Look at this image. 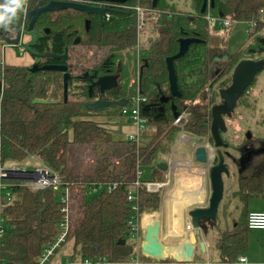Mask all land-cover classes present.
I'll list each match as a JSON object with an SVG mask.
<instances>
[{
	"label": "trees",
	"instance_id": "1",
	"mask_svg": "<svg viewBox=\"0 0 264 264\" xmlns=\"http://www.w3.org/2000/svg\"><path fill=\"white\" fill-rule=\"evenodd\" d=\"M178 1L180 0H157L154 9L160 12L158 35L145 52L138 86L141 94L147 99L146 104L158 102L161 94L168 96L165 59L178 51L180 38L200 39L202 42L190 44L187 52L172 62L181 98L170 100L176 111L188 114L185 126L188 132L195 138L208 136L211 140L210 109L212 104H219L220 99L215 104L214 100L218 96L214 94L208 98V92L214 84V79L225 77L226 81H221L220 87L226 88L230 84L233 68L247 56H244V50H238L222 60V50L207 43V22L204 16L208 8L200 14L202 0H190L191 12L182 11L175 8ZM37 2L38 0H29L27 11ZM126 3L152 8L151 0H127ZM11 6L9 0H0V14L5 15L7 21L0 24V47L4 44L2 37L9 35V30L19 17H22L25 25L29 22L23 15V3L14 15L7 12V8ZM212 10L216 14L221 12L222 18L232 21L254 20L256 24L248 34L256 47L260 46L255 39L264 37L260 33L264 27V0H213ZM112 16L113 20L107 29L115 34L112 45L119 49L131 46L135 41L134 11L113 13ZM81 17L77 11L67 10L58 12L54 21L47 20V17L37 19L35 29L46 27L50 30L48 36L40 38L38 49L54 54L62 53L70 41L68 34L79 26ZM262 57L263 55L255 60ZM216 59L221 62L220 70L218 76H212L209 74V66ZM0 81V164L8 161L19 162L28 155H34L42 164L58 173L63 181L80 186L84 191L81 199V218L68 238L72 241L74 254L77 251L82 257L91 260L92 264L130 263L134 254L132 250L129 253L125 246L132 213L126 201V193L134 179L137 164L143 166L146 179L162 180L163 171L153 168L156 165L155 155L160 147V138L176 129L172 126L174 117L169 104L163 105L164 111L160 115L151 108L141 112L147 124L154 128L156 140L146 146L137 147L133 143L129 145L130 151L124 161V170L104 167L80 177L69 171L70 147L96 149L114 144L111 135L103 126L86 119L89 111L85 109L86 91L82 83L75 76L72 77L68 84V97L64 101L61 72L31 73L26 67L1 62ZM116 93L121 98L128 94L121 85ZM244 98L245 92L237 102L246 105ZM34 99L52 100L56 103L33 104ZM223 134L220 133L221 137ZM258 141H264V136L253 141L256 148L259 147ZM152 169L153 172L150 173ZM113 182H117V186L109 192L101 190L96 194L86 195L91 183ZM12 194L19 200L16 202L14 199L13 203L3 210L6 232L1 239L0 261L2 264H34L36 256L53 242L57 234V225L63 215L62 204L58 193L51 188L32 192L23 187H15ZM229 198L237 200L239 204L234 208L237 210V217L232 220L230 229L226 228L217 234L214 247L218 252V261L209 264H234L237 257L246 253L247 235L250 230L247 227L248 201L255 198L264 199V151L254 155L247 167L237 175L235 189ZM137 203L140 215L150 216L152 212L160 209L161 192L148 193L144 188H140ZM226 208L225 206L222 209L225 213ZM120 240H125V244L119 245ZM74 254L72 258L75 257ZM153 262L208 264L198 259L191 262H176L170 259Z\"/></svg>",
	"mask_w": 264,
	"mask_h": 264
},
{
	"label": "rangeland",
	"instance_id": "2",
	"mask_svg": "<svg viewBox=\"0 0 264 264\" xmlns=\"http://www.w3.org/2000/svg\"><path fill=\"white\" fill-rule=\"evenodd\" d=\"M187 3V0H184ZM178 5V2H177ZM176 5V9L178 6ZM208 14L212 16V19L207 22V43L211 47H218L222 50V60L226 57L232 55L234 52L240 50L243 51L244 56H247L248 59H257L263 53L251 52L250 50L256 49L255 42L250 38L251 35L247 34L248 23L245 21H233L232 25L227 28H224L219 21V17L212 9L207 10ZM206 14V13H205ZM153 25V24H152ZM159 26L158 23L155 26H150L142 32L141 42L143 44L147 43L146 47L157 37ZM24 29L22 28V33ZM135 33H136V24H135ZM261 33V31H260ZM264 35V32L261 33ZM29 36L25 33L22 34L21 41L18 43L22 48L24 45L28 43ZM136 44V38L134 43L131 46L125 47V49H133ZM3 45V44H2ZM247 46L249 48L247 49ZM148 50V49H147ZM123 51V50H119ZM136 51L124 52L122 53L123 61L121 63V76L119 77V84L125 92L132 93L135 90L136 85L131 83V80L135 79L134 73L137 65V57ZM143 52V57L145 56V49H139L138 53ZM140 57V54H139ZM31 58L30 54L24 50L22 54H19L17 50V46H7L6 48L0 47V62L7 65H17L21 67H27V60ZM93 62H85L86 66L91 65ZM118 63V62H117ZM143 62H141L142 65ZM220 60H213L209 66V74L212 76H218L220 70ZM217 78V77H214ZM221 81H226V78L214 79V84L211 86V90L208 92V98L216 94L218 96V90L224 87H220ZM245 92V101L246 105L241 103H236V107L234 108L231 118L225 120L226 131L223 134L224 142L228 143L233 151V154H237V150L234 147L240 145L243 141V134L246 130H248L255 138H261L264 136V68L255 76V80L249 88H246ZM219 101V97L214 100L216 104ZM214 105V104H212ZM211 105V106H212ZM88 117L91 121H94L111 135L114 144L109 146H101L96 149L92 147H70L69 149V171L74 175H79L80 177H84L85 175L92 174L96 169H104L106 168H114L115 170H124L125 160L129 156V149L133 143L137 147L146 146L150 144L152 141H155L154 138V128L149 126L148 130L145 129L140 132L138 139L129 140V135L132 134L133 129L129 122V115L120 116L119 110L110 106L103 110L88 112ZM172 126L173 123H172ZM175 127V126H174ZM179 138V130L175 129L171 131L167 136L161 137L160 147L157 149L155 160L156 162L166 161L171 154L185 156L188 147L184 146V143H179L177 145ZM16 164L19 166H25L28 169L34 168L36 166L41 165L42 163L39 161L37 157L34 160L30 159V155L26 156L23 160L19 162H4L2 164L3 167H7L8 165ZM108 164V165H106ZM118 164V165H117ZM197 165V161L194 162ZM44 165V164H43ZM106 165V166H105ZM117 165V166H116ZM138 165V164H137ZM46 166V165H45ZM140 170H143V166L138 165ZM239 173L234 170H230V174L228 177L223 176L224 189H226L227 184L230 186L236 183L237 175ZM162 180H166V174L162 173ZM146 176V175H143ZM207 179H209L207 177ZM81 181V180H79ZM69 199L77 200V204L74 206L75 217L77 218V222L81 218V201L80 196H82L81 188H76L72 193H69ZM79 197V199H78ZM15 201L17 202L19 199L15 196ZM224 200V198H223ZM223 200L220 203V207L223 203ZM232 201V199H231ZM207 205V202L204 206ZM219 210V212H218ZM217 214L218 217L215 219L216 223L220 218H227L229 210L230 214L233 215L237 210L227 209L228 211H222V208L218 207ZM145 218V215H141V221ZM214 221V222H215ZM212 222V221H210ZM194 231V230H193ZM192 233V232H191ZM134 242L137 244L139 242V236H128L126 239V249L133 252L134 256L129 261L132 262L134 260L139 261L144 264H151L150 261L146 260L145 257L139 253V251L135 250ZM134 245V246H133ZM72 254H74L72 249V241L68 240L64 247L60 250V252L56 255V260L61 261H69L72 260ZM75 257L78 255L77 251L74 254ZM173 260L172 258H168Z\"/></svg>",
	"mask_w": 264,
	"mask_h": 264
},
{
	"label": "water",
	"instance_id": "3",
	"mask_svg": "<svg viewBox=\"0 0 264 264\" xmlns=\"http://www.w3.org/2000/svg\"><path fill=\"white\" fill-rule=\"evenodd\" d=\"M107 1H114L119 3H124L127 0H107ZM157 4V0H151V7L155 8ZM213 8V0H202L201 8L199 10L200 14H203L206 9ZM67 10H76L79 12H86V13H103L107 12V9H96L84 4H80L77 2L72 1H59V0H50L46 5L43 6L41 0L37 2V4L29 11L26 12L25 18L29 20L24 33L28 36H31L30 42L35 41V34H31V29L33 28V24L37 17L41 13H57V12H64ZM113 13H127L124 11H115L110 10ZM219 17H222V13L219 12L217 14ZM15 37H2V41L7 44V46H17L22 34V17H19L13 26ZM255 41L260 45L257 49L250 50L251 52H258L264 54V37H257ZM24 45V49L29 54H36L35 51L31 50L29 47V43ZM202 42L200 39L197 38H180L178 40V51L165 59V69L167 73L168 79V91L169 96L160 95L159 101L160 102H167L170 98H181V95L177 89L176 78L173 68V60L183 56L190 44L192 43H199ZM47 57H51L54 59H64L66 57V53L63 55H56V54H45ZM264 68V57L258 60L253 59H241L233 68L230 74V84L226 88H222L218 90V97L220 99V103L213 105L210 109V117L211 122L209 126V133L212 140V145L216 149H224L228 145L223 142L220 133H224L226 131V124L224 120V116L229 117L233 112L234 108L236 107V103L240 96L244 93L245 89L253 82L255 76ZM32 72L41 71V72H61L62 73V85H63V100H67V92H68V84L71 80L70 73L67 71L68 67L66 65H57V64H50V65H43L41 67H37V65H33ZM82 78L88 81L90 84L87 86V94L90 97L92 94V88L95 87L98 89L100 93L104 91L114 90L118 88V75H103V76H96L94 73L92 76H88V73L85 72L82 75ZM92 79H95L92 82ZM2 90V84L0 81V93ZM33 104H52L56 103L52 100H41V99H34L32 101ZM126 100L123 99L119 102H112L106 101L101 99H96L91 102L86 103L85 109L90 112L103 110L107 107L117 105L118 107L124 106ZM152 107H157L156 104H146L143 106L142 111H146ZM158 115L161 114L162 107H158ZM170 109L172 111V115L176 118L179 114L176 111L174 104L171 102ZM250 132L246 131L247 139L250 138ZM202 142V139L196 140V143ZM243 148V151H242ZM242 148H239L241 153L239 159L237 160V164L239 166L238 173H241L247 166L254 155L259 154L260 152L264 151V147H260L252 151V154L247 153L244 155V151L246 152L249 148L245 145ZM195 160L199 163H205L207 161L206 151L202 147H198L194 153ZM230 159L232 162L235 161L234 157L228 153L224 152L222 154H215L211 158V167L208 173V183H209V196L207 199V205L205 207H197L188 211V217L190 219L192 228L194 230L193 239L180 242L177 245L178 247V256L171 257L175 261H182V262H191L194 250V243L196 237L203 234L206 225L210 221L211 224H214L216 219L217 210L220 202L222 201L223 192H224V182L223 176L228 177L230 174L229 167L227 166L226 160ZM160 171H166L167 165L164 162H159L155 165V168ZM153 172V169L150 170V173ZM205 222V224H203ZM141 233V245H140V253L143 256L152 258L154 260H164L167 256L164 255L165 245H163L159 240L160 235V224L159 221L153 219V222L146 225L145 227L140 228ZM119 245L125 244V240L118 241ZM201 250L204 249V242L198 243ZM173 245L167 247L171 248L174 247Z\"/></svg>",
	"mask_w": 264,
	"mask_h": 264
},
{
	"label": "built area",
	"instance_id": "4",
	"mask_svg": "<svg viewBox=\"0 0 264 264\" xmlns=\"http://www.w3.org/2000/svg\"><path fill=\"white\" fill-rule=\"evenodd\" d=\"M60 1H68V0H60ZM29 0H23L24 9L23 15H26L27 12V4ZM120 9H129L134 11L135 19H136V44L131 47V51H136L137 57V65L135 68V79L131 80L132 84H135V90L132 93L127 94L124 98L126 103L124 106L120 107L119 113L120 116L129 115V122L135 128V131L129 135V140H137L141 131L149 128L147 124V120L142 116V108L146 105L147 99L144 97L138 86V79L141 70V58L143 56L142 53H138L139 49H145L147 43L143 44L141 42L142 32L147 29V27L155 26L158 23V18L160 12L155 10L154 8H144L138 5L135 6H127L122 5ZM110 16L109 12H106L104 17L108 19ZM219 17V16H217ZM206 21H210L212 16L206 12L204 16ZM219 21L224 28L232 25V20L227 18L219 17ZM248 23V30H251L256 22L254 20L245 21ZM264 22V20H262ZM153 24V25H152ZM264 32V27L261 30V33ZM17 50L19 54L24 52V48L20 45H17ZM129 50V49H128ZM140 54V57H139ZM3 64V63H2ZM1 94V93H0ZM188 121V114L184 111L180 112L176 118L173 120V125L179 130V138L177 145L179 143H184V146H188L190 152L187 156L184 157V162L182 163L180 160H176L174 153L169 156V158L164 162L167 165V170L163 171L166 174V180H155V179H146L144 175V171L140 170L138 165L135 168V176L133 181L130 184L129 189L126 193V201L130 205L131 209V220L128 222L130 226V230L128 234L130 236L138 235L141 228V216L138 209V192L140 188H144L148 193H156L161 192V197L163 198L165 192L168 188H171L174 182L173 180L177 179L178 172L184 171L186 174H190L191 176H198L199 180L203 182L209 173V169L211 167V158L215 155L216 148L212 145V140L209 139L208 136L201 137L202 142L196 143V140L200 138H195L190 132H188L185 128L186 123ZM133 143H136L132 141ZM198 147H202L206 151L207 161L205 163L197 162V165L194 164L195 157L194 153ZM182 157V156H180ZM30 159L34 160L35 156L30 155ZM155 168V166H154ZM153 168V169H154ZM117 186V182H113L111 184H97L91 183L88 186L87 194H96L101 190H105L107 192L111 191ZM15 187H23L28 189L29 191L36 192L40 190H44L47 188H51L53 191H56L59 195V201L62 204L61 211L63 212L61 221L57 225V234L51 244L45 246L41 253L36 256L34 264H92L91 260L86 257H77L72 258L69 261H61L56 260V255L60 252V250L67 243L69 236L74 231V228L77 224V218L75 217L74 206L77 204V200L73 204L74 199H69V193L73 192L76 188H81L80 186H73L72 183L67 181H63L61 176L51 170L48 166L43 164L36 166L34 168L28 169L25 166H19L16 164L8 165L7 167H3L0 164V246L1 239L5 235L6 232V222L5 216L3 214L4 208L8 205L12 204L14 201V196L12 194V189ZM82 190V188H81ZM84 195V191L82 190V196H80V201ZM79 199V197H78ZM155 215V214H152ZM189 218V217H188ZM247 227L250 230H261L264 233V211H254L249 212L247 215ZM184 230L186 233H190L193 231L190 220L185 223ZM158 261V260H157ZM182 262V261H176ZM238 262L245 263L246 259L243 257L238 258ZM0 264L1 261H0ZM128 264H144L140 263L137 260H134ZM154 264V263H153Z\"/></svg>",
	"mask_w": 264,
	"mask_h": 264
},
{
	"label": "flooded vegetation",
	"instance_id": "5",
	"mask_svg": "<svg viewBox=\"0 0 264 264\" xmlns=\"http://www.w3.org/2000/svg\"><path fill=\"white\" fill-rule=\"evenodd\" d=\"M39 1V0H38ZM43 3V6L46 5L50 0H41ZM60 1V0H59ZM72 2H77L80 4H84L96 9H107V12L110 13V16L108 19L104 17L106 12L103 13H97V12H92V13H86V12H79L81 14V23L79 26L75 29H73L69 34H68V42L67 47L63 49V52L60 54L56 55H63L66 53V57L64 59H54L51 57L45 56V54H54L51 52L47 51H42L41 49H38V44L40 38L44 36H48L50 34V30L46 27H43L39 30L35 29V23L37 22V19L40 18H45L47 17V20L49 21H54L56 19V14L58 13H41L37 19L35 20L33 24V28L31 29V34H35V41L30 42L31 36H29L28 42H30L28 45L31 48V50L35 51L36 54H30V62L27 64V69L31 73L32 72L30 69H32L33 65H37V67H41L43 65H50V64H57V65H66L68 67V72L70 73L71 79L72 77H76L83 85L85 91H86V97L84 98L85 103L91 102L96 99H101V100H106V101H112V102H119L124 99V97H119L116 93L118 88L120 87V84L118 82V88L114 90H109V91H104L103 93H100L97 88L93 87L92 88V94L89 97L87 94V86L90 84L88 81L82 78V75L87 72L88 76H92L94 73H96V76H103V75H118L119 77L121 76V63L123 61L122 53L124 52H131V50L128 49H119V48H114L112 45V41L115 39V34L111 33V31H107L109 24L113 20V12L110 10H115V11H124V12H129V9H120L122 5H127L129 6L128 3H119V2H114V1H107V0H68ZM37 4V3H36ZM76 11V10H75ZM47 14V15H46ZM25 18V15H24ZM25 20H28L25 18ZM46 21V20H45ZM28 23L25 25L22 22V28L25 30L27 27ZM24 33V31H23ZM22 33V34H23ZM21 34V37H22ZM28 36V35H27ZM3 37H9V38H14L15 33L14 29L9 30V35L3 36ZM21 37L19 42L21 41ZM2 41V39H1ZM3 42V41H2ZM4 43V42H3ZM5 44V43H4ZM257 49V48H256ZM25 50V49H24ZM123 50V51H119ZM122 54V55H121ZM264 57V54H263ZM262 57V58H263ZM247 59V58H246ZM261 59V58H259ZM50 62V63H49ZM85 62H93L91 65L86 66L84 63ZM118 62V63H117ZM141 62H145L144 57L142 56ZM95 79H92V82ZM119 80V78H118ZM250 86V85H249ZM248 86V87H249ZM247 87V88H248ZM246 90V89H245ZM165 96V95H164ZM169 96V95H168ZM160 98V97H159ZM171 99V98H170ZM168 100L167 102H154L152 104H156L157 107H152L151 109L158 111V107H162L161 114L164 111V104H171V100ZM220 103V102H219ZM117 109L119 108L117 105H114ZM232 114L227 117L224 116V120L231 118ZM226 123V122H225ZM248 131V130H246ZM246 131L244 132L243 136V141L240 145L237 147H234L235 150H237V154H233L231 146L226 143L228 146L224 149H216L215 154L219 153L222 154L224 152L230 153L235 161H231L230 159L225 158L227 166L229 167V170H234L238 172L239 166L237 164V160L239 159L241 153L239 151V148H242L243 146H247L249 149L244 153H250L252 154V151L255 149H258L260 147H264V141H258L257 143L259 144V147H254L253 141L257 138H255L251 133L250 138L247 139L246 137ZM243 151V148H242ZM249 163H247L248 165ZM247 167V166H246ZM191 223V222H190ZM139 239L141 238V233L139 231ZM141 254V253H140ZM168 259V258H166Z\"/></svg>",
	"mask_w": 264,
	"mask_h": 264
},
{
	"label": "crops",
	"instance_id": "6",
	"mask_svg": "<svg viewBox=\"0 0 264 264\" xmlns=\"http://www.w3.org/2000/svg\"><path fill=\"white\" fill-rule=\"evenodd\" d=\"M177 3H175V6ZM178 8L182 11L191 12L190 0H187V3L184 0L178 1ZM4 49L7 47V44L1 45ZM27 64L30 62V58L26 61ZM26 64V65H27ZM133 131L135 128L131 125ZM188 147V146H187ZM190 149L188 147V151L185 156L188 155ZM181 155H175L176 160H180L182 163L184 162V157ZM164 162V161H161ZM155 164L159 162H154ZM165 173V172H163ZM163 176V175H162ZM172 187L168 188V192L164 197H161V205L160 209L157 212H152L150 216H146L143 221H141V227H145L146 225L153 222L154 216L155 219L159 221L160 224V242L165 245L164 255L167 258L177 257L178 255V247L174 246L179 244L180 242L192 240L193 233H186L184 230L185 223L190 220L188 218V211L197 207H205L204 205L207 202L209 196V183L206 178L203 182H201L198 176H191L190 174H186L184 171H179L177 179L173 180ZM236 185V183L234 184ZM235 186H230L228 183L226 189L223 192V203L221 208L228 207L231 209L239 206L237 200L229 198L231 193L234 191ZM178 200V202H176ZM219 207V206H218ZM227 209V208H226ZM248 210L249 212L254 211H264V199L255 198L250 199L248 201ZM228 211V210H226ZM142 214V213H141ZM155 214V215H152ZM141 216V215H140ZM218 217V215H217ZM237 217V212H234L233 215L230 214V210L227 218H220L218 222H214L212 225L211 222L206 225L203 234L196 237L194 243L193 250V259H198L200 262L205 263H213L218 261V252L214 247V240L217 238V234L226 228L232 227V220ZM217 219V218H216ZM234 221V220H233ZM204 242V249L201 250L198 243ZM134 244H136L134 242ZM140 245L141 238L139 242L135 245V250L140 253ZM173 245L174 247L167 248ZM134 246V245H133ZM82 257L78 254L75 258ZM146 260L150 261L153 264L154 259L144 256ZM243 257L246 259L245 263L238 262V258ZM237 257L236 262L234 264H264V233L261 230H249L247 235V248L246 253ZM157 261V260H155ZM175 261V260H174ZM144 263V262H143ZM105 264H125V263H105Z\"/></svg>",
	"mask_w": 264,
	"mask_h": 264
},
{
	"label": "clouds",
	"instance_id": "7",
	"mask_svg": "<svg viewBox=\"0 0 264 264\" xmlns=\"http://www.w3.org/2000/svg\"><path fill=\"white\" fill-rule=\"evenodd\" d=\"M11 7L7 8L8 13H12L13 15L15 14L17 8H20L22 6L23 0H9ZM209 10V9H207ZM6 17L3 14H0V24L6 23Z\"/></svg>",
	"mask_w": 264,
	"mask_h": 264
},
{
	"label": "bare ground",
	"instance_id": "8",
	"mask_svg": "<svg viewBox=\"0 0 264 264\" xmlns=\"http://www.w3.org/2000/svg\"><path fill=\"white\" fill-rule=\"evenodd\" d=\"M167 192H168V189L166 190L165 195H166ZM165 195H164V200H163V202H164L165 200H167V199H165ZM176 202H178V200H176Z\"/></svg>",
	"mask_w": 264,
	"mask_h": 264
}]
</instances>
